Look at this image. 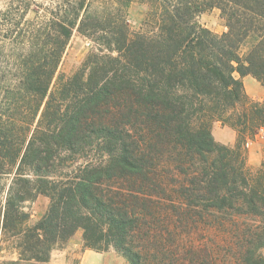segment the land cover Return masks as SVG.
<instances>
[{
    "label": "trees",
    "instance_id": "trees-1",
    "mask_svg": "<svg viewBox=\"0 0 264 264\" xmlns=\"http://www.w3.org/2000/svg\"><path fill=\"white\" fill-rule=\"evenodd\" d=\"M213 9L222 35L198 21ZM76 32L97 47L66 76ZM246 76L264 87V0H0V264H47L80 231L129 264H264V150L247 162L264 100Z\"/></svg>",
    "mask_w": 264,
    "mask_h": 264
},
{
    "label": "crops",
    "instance_id": "crops-1",
    "mask_svg": "<svg viewBox=\"0 0 264 264\" xmlns=\"http://www.w3.org/2000/svg\"><path fill=\"white\" fill-rule=\"evenodd\" d=\"M240 78V76H238ZM247 94L255 101L264 100V87L251 76L241 78ZM216 126L213 135L217 142L234 147L237 133L231 128ZM264 131L248 146L247 162L251 168H259L263 159ZM47 264H129L115 250L96 252L84 247L83 233L78 232L68 243L56 248Z\"/></svg>",
    "mask_w": 264,
    "mask_h": 264
},
{
    "label": "rangeland",
    "instance_id": "rangeland-1",
    "mask_svg": "<svg viewBox=\"0 0 264 264\" xmlns=\"http://www.w3.org/2000/svg\"><path fill=\"white\" fill-rule=\"evenodd\" d=\"M96 1L98 2V4H100L106 0H96ZM146 12H147V8L145 6L140 5L138 3L132 5V7L129 10V16L127 18L133 30L139 29V27L141 26V22L145 17ZM198 21L203 27L207 28L216 35H222L228 31L227 22L225 18L222 16L221 11L218 9L209 10L201 14L198 17ZM96 47H97L96 44L91 39L77 32L74 33L70 41L69 47L67 49L66 55L63 59L61 72L66 76L73 75L82 65V63L85 61L88 55L92 53L94 50H96ZM219 124L221 123L216 122L213 126V129L216 126H220ZM252 169L255 170V168ZM27 206L31 214L30 223L35 224L46 213L49 207V199L44 196H40L37 198V200L31 202ZM1 227H2V217L0 216V234H1ZM12 259H14V256L10 254L0 255V261H7Z\"/></svg>",
    "mask_w": 264,
    "mask_h": 264
}]
</instances>
